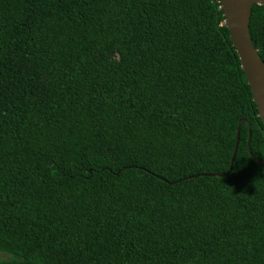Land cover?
<instances>
[{"label": "trees", "instance_id": "trees-1", "mask_svg": "<svg viewBox=\"0 0 264 264\" xmlns=\"http://www.w3.org/2000/svg\"><path fill=\"white\" fill-rule=\"evenodd\" d=\"M223 20L0 0V264H264V125ZM248 30L264 62V5Z\"/></svg>", "mask_w": 264, "mask_h": 264}, {"label": "water", "instance_id": "water-1", "mask_svg": "<svg viewBox=\"0 0 264 264\" xmlns=\"http://www.w3.org/2000/svg\"><path fill=\"white\" fill-rule=\"evenodd\" d=\"M253 4L264 5V0H220V7L224 15L223 21L229 30L230 41L235 47L241 68L250 87L252 99L255 101L258 115L264 125V62L253 46L248 30ZM241 121L247 122L245 119L238 121L232 160L237 149ZM232 160L228 171L231 169ZM186 178L188 177H184V179Z\"/></svg>", "mask_w": 264, "mask_h": 264}]
</instances>
